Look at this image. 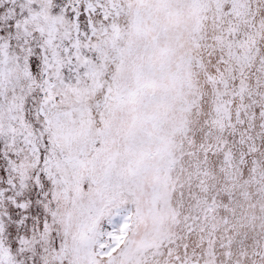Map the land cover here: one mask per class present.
<instances>
[{"label":"snow or ice","instance_id":"snow-or-ice-1","mask_svg":"<svg viewBox=\"0 0 264 264\" xmlns=\"http://www.w3.org/2000/svg\"><path fill=\"white\" fill-rule=\"evenodd\" d=\"M0 264H264V0H0Z\"/></svg>","mask_w":264,"mask_h":264}]
</instances>
